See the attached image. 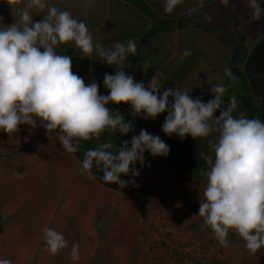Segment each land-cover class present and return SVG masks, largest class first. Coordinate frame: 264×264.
Instances as JSON below:
<instances>
[{
  "label": "crops",
  "instance_id": "obj_1",
  "mask_svg": "<svg viewBox=\"0 0 264 264\" xmlns=\"http://www.w3.org/2000/svg\"><path fill=\"white\" fill-rule=\"evenodd\" d=\"M145 2L159 16L188 19L199 26L151 35L130 74L134 80L147 85L155 76L163 87L179 88L199 96H212L208 81L222 84L226 91L221 107L226 109L235 97L233 115L243 113L248 117L236 77L232 73L231 77L225 75L224 70L229 69L233 49L243 45L237 70L244 84L248 74L264 76V11L258 21H253L250 0H229L228 7L220 0H182L171 13L165 12V0ZM257 2L261 7L264 5V0ZM48 4L83 21L93 44L99 43L106 48H112L117 42L127 44L129 40L135 41L138 48L140 37L152 27L151 20L125 0H91L87 6L86 0H48ZM22 7L23 0H0V23L12 24L17 18V9ZM33 12V20L38 21L47 8L44 12L35 9ZM226 32L231 38H226ZM185 50L191 54L183 56ZM56 51L71 56L72 71L85 83L95 80L99 94H108L103 77L105 73L115 74L116 65L103 64L95 51L82 58L77 54L80 50L72 43L61 45ZM132 57H128L126 68ZM94 69L98 71L97 77L93 76ZM252 103L258 109L259 99L253 98ZM108 107L118 109L126 120H132L134 131L120 135L106 130L98 140L81 141L79 152L86 153L108 141L113 142L111 151L116 152L123 141H130L133 135L146 129L169 146L168 155L152 157L145 153V165H135L139 176H122L121 179L131 183L124 188L118 184L111 188L92 174L81 175L77 169L82 162L75 154L64 151L55 134H46L39 121L35 128L22 124L18 132L10 135L0 130L2 260L11 264H177L162 245L153 246L147 255L142 254L140 222L153 211L158 212L164 222H174L190 199H197L198 204L203 200L209 165L201 158V153L213 154L209 141L214 142L217 134L213 132L208 137L196 139L166 136L161 128L167 113L159 114L154 120H145L129 115L128 104H110ZM215 115L218 116L219 111ZM199 168L205 173H200ZM93 170L103 179V174L98 172L101 169ZM55 204L73 206L74 209L70 210L68 218L47 214L49 207ZM16 206H24L23 212ZM39 206H42L41 215L36 213ZM70 221L72 225L79 221L80 225L67 230ZM193 221L177 229L174 238L182 241L205 229L198 214ZM44 228H53L64 238L66 235L78 236L79 260L73 262L70 259L72 246L69 239L65 249L51 255L45 248ZM213 257L222 264H240L238 262L242 261L264 264V247L251 253L245 248V242L236 238L227 248L220 247ZM223 257L226 259L219 260Z\"/></svg>",
  "mask_w": 264,
  "mask_h": 264
},
{
  "label": "clouds",
  "instance_id": "obj_2",
  "mask_svg": "<svg viewBox=\"0 0 264 264\" xmlns=\"http://www.w3.org/2000/svg\"><path fill=\"white\" fill-rule=\"evenodd\" d=\"M182 0H165V12L171 13ZM229 6V0H220ZM91 0H86L90 4ZM253 21L261 18L264 9L257 0H250ZM46 14L33 20V10ZM2 19V18H0ZM2 24V23H0ZM0 27V130L6 134L18 132L22 124L43 127L46 134H55L60 146L69 154L79 151L81 141L99 139L106 131L120 135L133 132L135 125L118 109L108 105L128 104L132 117L155 119L167 113L162 124L166 136L183 139L208 137L213 154L201 153L209 165L207 183L200 200L198 215L222 246H229L228 236L234 232L245 242L251 253L264 247V121L248 118L243 113L234 116L236 101L232 97L223 109L222 84L210 85L212 99L203 102L188 91L163 87L153 76L145 85L127 74L125 64L135 56L136 42L115 43L106 48L93 39L86 24L66 10L50 6L48 0H23L16 20ZM68 43L79 49L82 58L95 51L103 64L116 65L115 74L103 77L107 95L99 94L95 80L85 83L72 71V58L58 54L57 47ZM185 50L183 56L190 55ZM182 56V58H183ZM231 77V70L225 68ZM163 89V91H161ZM171 98V99H170ZM219 111V115H215ZM113 142L89 149L77 171L91 176L95 165L103 172V180L126 187L131 181L121 179L131 174L139 176L137 163L145 165V153L152 157L167 156L169 146L159 136L141 129L131 140H125L112 152ZM43 240L51 255L67 247L62 233L44 228ZM78 244L72 246L70 259L79 260ZM0 264H11L0 260Z\"/></svg>",
  "mask_w": 264,
  "mask_h": 264
},
{
  "label": "built area",
  "instance_id": "obj_3",
  "mask_svg": "<svg viewBox=\"0 0 264 264\" xmlns=\"http://www.w3.org/2000/svg\"><path fill=\"white\" fill-rule=\"evenodd\" d=\"M198 211L197 199L192 198L188 201L186 208L177 215L174 222H164L158 217V212H151L149 217L140 222L141 250L147 252L151 246L160 244L165 246L172 261L177 264H222L219 261L216 262L213 257L222 246L213 237L209 228L204 233H198L182 241L174 238L176 230L185 223L192 221L197 216ZM233 235L234 232L229 233V242ZM225 259L226 257L219 258L221 261ZM238 263L250 264L246 261Z\"/></svg>",
  "mask_w": 264,
  "mask_h": 264
},
{
  "label": "trees",
  "instance_id": "obj_4",
  "mask_svg": "<svg viewBox=\"0 0 264 264\" xmlns=\"http://www.w3.org/2000/svg\"><path fill=\"white\" fill-rule=\"evenodd\" d=\"M134 5V7L144 14L146 17H148L152 21V27L146 31L141 37L140 42L136 51V55L132 57V60L130 61L128 67L125 69L127 74H131L134 70V67L136 65L137 59L140 55V52L142 50V47L144 46L147 39L156 33L160 32H173L176 29H184L188 27H197L198 24L192 22L188 19H176L173 16L168 17H162L157 15L145 2V0H125ZM115 39V38H114ZM243 47V45L237 46L233 49L231 61L229 64V69L231 70V73L234 74L236 77V81L239 88L240 98L242 101V105L244 106V109L248 115L249 118H258L262 121H264V76L255 75V74H248L247 75V82L244 84L243 77L241 73L237 70V66L239 63L240 58L242 57V53L240 52V49ZM94 77L98 76L97 69H94ZM245 85V89H244ZM190 94V93H189ZM242 94V95H241ZM193 98L199 97L203 102H207L208 100L212 99L213 96H199L190 94ZM253 98L259 99V106L258 109H256L252 103ZM229 99V98H228ZM78 159L82 162L84 159L85 153L77 151L74 153ZM195 166V165H193ZM97 168L95 165L91 168L90 172L92 176L95 179H98L102 181L105 185L115 188V183L106 182L103 179L100 178L99 173L97 171L93 170ZM197 168V167H196ZM200 173H205L204 170L201 168L198 169ZM101 174L103 172L100 170L98 171Z\"/></svg>",
  "mask_w": 264,
  "mask_h": 264
},
{
  "label": "rangeland",
  "instance_id": "obj_5",
  "mask_svg": "<svg viewBox=\"0 0 264 264\" xmlns=\"http://www.w3.org/2000/svg\"><path fill=\"white\" fill-rule=\"evenodd\" d=\"M262 9H264V5H262V7H261ZM145 16V15H144ZM148 18V17H147ZM186 18H189V16H186ZM151 24H152V21H151ZM255 26H257L256 24H255ZM225 36H226V38L227 39H229V38H231L230 37V34L228 33V32H226L225 34H224ZM238 68H240V66H238ZM36 207V206H35ZM41 207L42 206H39L38 208L40 209H38V211H36V213L38 214V215H41V213L43 212L42 210H41ZM73 206H66V205H64V204H55V205H51L50 207H49V209H48V211H47V214H49V215H51V214H60V215H64V216H62L63 218H68L69 216V212H70V210H73L74 208H72ZM1 208H2V206L0 205V210H1ZM16 208L18 209V210H21L22 212H23V210H24V206H16ZM77 211V210H76ZM75 216V215H74ZM70 217H71V214H70ZM72 219H74V218H72ZM193 220H195V218L193 219ZM190 221V222H188V223H185V225H187V224H191L192 222H194V221ZM75 223H78V224H75ZM67 224H68V229L67 230H69V229H73V227L74 226H79L80 225V222L78 221V222H74L73 223V225H72V223H71V221L70 222H67ZM205 229L202 231H200V233H204L205 231H206V229H207V227H204ZM83 231V228H81V232ZM66 234V233H65ZM236 238H239L235 233H234V235H233V237H232V239L234 240V239H236ZM66 241L69 239V243L71 244V246H73L74 244H78V236H71V237H68L67 235H66ZM231 239V240H232ZM230 240V241H231ZM156 245H160V244H156ZM153 246H155V245H153ZM153 246H151L149 249H148V251L147 252H145V251H143V250H141V252H142V254L143 255H147L149 252H150V249L153 247ZM0 260H2V258H0ZM233 260V259H232Z\"/></svg>",
  "mask_w": 264,
  "mask_h": 264
}]
</instances>
